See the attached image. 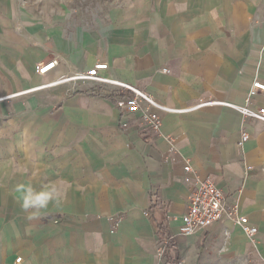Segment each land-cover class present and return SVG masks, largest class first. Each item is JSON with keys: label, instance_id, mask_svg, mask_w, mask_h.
<instances>
[{"label": "crops", "instance_id": "crops-1", "mask_svg": "<svg viewBox=\"0 0 264 264\" xmlns=\"http://www.w3.org/2000/svg\"><path fill=\"white\" fill-rule=\"evenodd\" d=\"M262 14L264 0H128L93 30L28 23L0 0V264H264V122L206 105L144 135L108 87L49 85L106 62L105 76L172 108L242 106L264 83ZM187 162L238 204L253 238L230 219L181 232ZM159 224L174 240L163 254Z\"/></svg>", "mask_w": 264, "mask_h": 264}, {"label": "built area", "instance_id": "built-area-1", "mask_svg": "<svg viewBox=\"0 0 264 264\" xmlns=\"http://www.w3.org/2000/svg\"><path fill=\"white\" fill-rule=\"evenodd\" d=\"M260 23H264V14L260 15L254 21L255 25ZM58 63L59 58L57 57L47 65L40 66L38 72L40 74H46L58 65ZM108 68V63L98 62L87 70L70 73L49 85L69 84L70 93H76L80 90H91V88L99 86L108 87L111 91L110 94L114 97L115 104L123 116L125 118L128 116L133 117V124L144 135H161L163 128L162 115L165 113L190 112L206 105L225 104L238 109L248 118L264 122V107L254 108L250 106L256 92H264V83L260 80H254L245 104L242 106L218 101H208L186 109H176L159 102L143 89L105 76L102 72L108 70ZM2 99L5 98H0V101ZM132 125L125 120L122 122L121 128L123 132H128ZM248 138L249 135L244 133L241 142H246ZM184 172V182L190 186L187 210L181 217V232L184 235L191 236L204 232L214 224L226 219H230L235 224L241 226L249 238H253L258 233L257 227L250 224L248 217L242 216L239 213L238 204L230 201L226 194L212 180H203L198 175L193 174L192 166L188 162L184 166ZM159 252L160 254L165 252V245L159 248ZM20 261L21 258H18L17 262Z\"/></svg>", "mask_w": 264, "mask_h": 264}, {"label": "rangeland", "instance_id": "rangeland-1", "mask_svg": "<svg viewBox=\"0 0 264 264\" xmlns=\"http://www.w3.org/2000/svg\"><path fill=\"white\" fill-rule=\"evenodd\" d=\"M128 0H14L20 15L28 23L52 21L54 18L74 20L75 23L86 22L97 30L101 20L106 22L111 12L120 8Z\"/></svg>", "mask_w": 264, "mask_h": 264}, {"label": "trees", "instance_id": "trees-1", "mask_svg": "<svg viewBox=\"0 0 264 264\" xmlns=\"http://www.w3.org/2000/svg\"><path fill=\"white\" fill-rule=\"evenodd\" d=\"M157 228H158V235H159L160 239L163 242H165V250H166V252H168L169 250H171L174 247V240H173L172 236L167 234L165 225L159 224V225H157ZM168 263L171 264L170 260H168Z\"/></svg>", "mask_w": 264, "mask_h": 264}, {"label": "clouds", "instance_id": "clouds-1", "mask_svg": "<svg viewBox=\"0 0 264 264\" xmlns=\"http://www.w3.org/2000/svg\"><path fill=\"white\" fill-rule=\"evenodd\" d=\"M32 202H33V201H29L28 199H25L24 207H25V208L29 207V204L32 203ZM40 203H41V206H42L44 202H43V201H40Z\"/></svg>", "mask_w": 264, "mask_h": 264}]
</instances>
